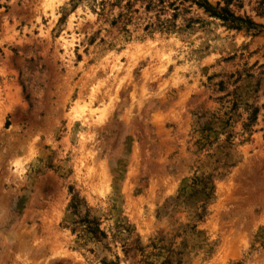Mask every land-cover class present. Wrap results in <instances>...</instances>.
Returning <instances> with one entry per match:
<instances>
[{
	"label": "rangeland",
	"instance_id": "rangeland-1",
	"mask_svg": "<svg viewBox=\"0 0 264 264\" xmlns=\"http://www.w3.org/2000/svg\"><path fill=\"white\" fill-rule=\"evenodd\" d=\"M0 264H264V0H0Z\"/></svg>",
	"mask_w": 264,
	"mask_h": 264
}]
</instances>
